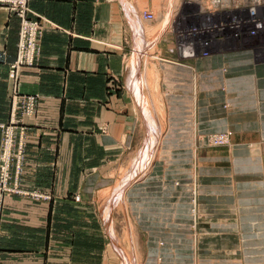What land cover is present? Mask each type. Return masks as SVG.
Listing matches in <instances>:
<instances>
[{"label": "crops", "instance_id": "crops-1", "mask_svg": "<svg viewBox=\"0 0 264 264\" xmlns=\"http://www.w3.org/2000/svg\"><path fill=\"white\" fill-rule=\"evenodd\" d=\"M29 7L44 27L41 50L15 81L21 20L0 6V124L10 122L16 91L38 96L36 114L24 119L20 188L50 199L6 196L0 264H110L99 217L117 253L124 246L141 264H264V36L244 31L240 40L214 43L233 48L206 58L179 51V36L159 38L162 138L158 160L143 164L149 66L119 0H31ZM140 37L147 49L149 37ZM226 132L229 147L207 146L208 135ZM121 171L115 196L125 189L127 240L117 236L115 209L97 210Z\"/></svg>", "mask_w": 264, "mask_h": 264}, {"label": "rangeland", "instance_id": "rangeland-1", "mask_svg": "<svg viewBox=\"0 0 264 264\" xmlns=\"http://www.w3.org/2000/svg\"><path fill=\"white\" fill-rule=\"evenodd\" d=\"M119 2L122 8L125 10L128 19H130L131 24L136 26L135 32H137V35L139 34L141 36L143 34H146L147 38L149 37V40L146 39V41H148L147 49L145 45L146 42H144L142 38L143 36L142 37L139 36L140 39L137 37L136 50H139L141 47L143 48L142 51L146 50L147 53V54L145 53L146 55L143 58V65L146 66V62H148V66H149L146 77L143 76L145 78V83H146L145 85L147 88V91H145V93H146V98L149 100V104H150L149 105V108L151 110L149 117L150 122L154 121L156 124L160 122L161 114L162 116H164V111L162 109L163 107L160 104L159 96L156 94L157 90L159 89V84H158V75L156 72L157 66L155 63L156 60L157 62L161 60L156 57L158 55L156 49V43L159 42V38H161L166 33L179 36L180 39V41H178L179 51L183 50V54L185 55L190 54L197 58L199 57L206 58L208 56H211L215 52H219V53L224 52V50L226 49V47H221V46L219 48H216L214 43L218 41H221V43L223 44H228V42L232 43V41H227V40H240V37H242V35L244 34V31L239 28H235L233 31V29L229 28L228 26H224V25L218 26L217 18L221 16H227L229 14L227 17L222 18L223 20H225L226 23V20H228V17H230V14L232 13L237 14L238 17H242L240 13L241 14L243 13L244 15L245 14L250 15L245 11V9L248 10L252 9V11L258 12L257 15H261V10L264 9V5H257L259 8L256 6H251L247 8L245 7V3H244L243 4L244 8L241 12L240 9L242 8L231 9L232 8L231 4H228L224 0H217L215 3H213L214 6L210 5V0H119ZM205 13L207 14L209 13L211 15L208 16ZM149 16L153 17L152 21H149L145 18ZM263 25L264 23L261 24V26ZM259 28L260 27H257V25L256 26L250 25V28H248L249 31L246 30L247 34L253 35L249 32H254V35L264 36L263 35L264 32L259 33V31H257L259 30ZM139 42L140 44L143 43V46H140ZM231 48H233V45L229 44L227 49H231ZM157 128L159 130V133H158V137L157 136L156 137L157 139H159L157 144L159 147L157 148V146L154 145V140L153 137L151 138V132H150L149 143H148L149 135H147L143 147L144 149H142V152L140 154V158H142L143 160L146 159V161L151 160L150 162L151 164L154 162V160L155 161L158 160L157 155L159 152L161 138H162L160 132L161 130L159 129L158 124H157ZM217 137H225L227 142H223L222 140H218L217 142L218 139ZM200 140L201 141L203 140L202 136L197 138V142H199ZM205 141L207 146L211 148L229 147V144L231 143V133L226 132V133L208 135ZM154 148H157L156 153H154ZM151 152H153V154H151ZM143 160L142 163L145 164L146 161ZM146 174L147 172L143 174V177ZM123 175L124 173L123 171H121L119 176L117 177V181L118 180L119 181L118 182L116 181L117 183V184L115 183L116 186L114 184V186H112L111 189L107 191V194L104 193L102 195L101 198L102 200L99 205V209L97 208V210L101 211L102 209L105 214V210L108 207L110 211L115 209L114 217L116 223L115 227L117 231V236L119 238H122L123 240H127L129 237L128 228L129 227L133 228V224L131 220L128 218L127 215L128 210L124 206V202L126 201V197H125L126 191H124L125 189L122 191V194L119 195L120 197L115 196L117 194L118 189H121L122 187L121 182L124 179ZM195 175L197 176V174ZM143 177L139 178L138 180L142 179ZM192 177H194V175ZM192 184L194 187L191 189L192 190L191 193L193 197L191 201L190 215H191V219L195 222L194 230L197 232V226H198L197 223L199 222L201 212H200V208H198L199 191L195 183V177L193 178ZM177 185L178 183H176V186ZM98 220L100 221L103 228L105 245L109 244L108 254L111 257L110 264H127L125 261L124 254L121 253L120 255L115 250V243L111 238L112 236L108 237L105 226L103 225V222H105L104 219L102 220L99 217ZM107 225L109 230L114 228L111 226L110 221H108ZM111 234H113L115 238L113 230ZM130 237L133 238V236L131 235ZM197 238L198 239L200 238V234L198 232L196 235V239ZM132 247L134 246L132 245ZM131 253L134 256H136L135 254H138V252L133 248ZM134 260L136 264H141L139 254L137 255V260L136 258Z\"/></svg>", "mask_w": 264, "mask_h": 264}, {"label": "built area", "instance_id": "built-area-1", "mask_svg": "<svg viewBox=\"0 0 264 264\" xmlns=\"http://www.w3.org/2000/svg\"><path fill=\"white\" fill-rule=\"evenodd\" d=\"M217 0H210V5L214 6ZM231 4L232 8L264 5V0H224ZM31 0H0V6L6 7L12 14L18 16L21 20V29L18 44V57L16 62L11 66L10 77L17 80L19 72L23 67H34L40 55L41 39L44 31L41 17L36 15L29 7ZM239 10V9H237ZM250 15L238 17L237 14H230L228 20L221 16L217 18L218 26H228L239 28L243 31H249L250 25L260 27L259 33L264 32V9L261 10V15L258 12L245 9ZM31 16L33 18H31ZM152 21L153 17H145ZM224 24H223V23ZM258 23V24H257ZM260 25V26H259ZM238 26V27H237ZM226 28V27H225ZM247 28V29H246ZM229 30V29H228ZM231 31V30H230ZM254 34L253 32H249ZM233 34V32H232ZM264 34V33H263ZM38 96H19L18 91L13 96L12 116L8 124H0L2 133V144L0 148V225L3 217V207L6 196L17 195L26 196L35 200H49L50 197L40 192H28L20 188V180L23 174L25 151H26V123L24 119L32 118L37 111ZM218 140L227 142L225 137H217Z\"/></svg>", "mask_w": 264, "mask_h": 264}, {"label": "bare ground", "instance_id": "bare-ground-1", "mask_svg": "<svg viewBox=\"0 0 264 264\" xmlns=\"http://www.w3.org/2000/svg\"><path fill=\"white\" fill-rule=\"evenodd\" d=\"M225 6V5H224ZM256 7H258V6H256ZM259 8V7H258ZM210 12V11H209ZM214 12V11H213ZM206 15H211V14H207V13H205ZM231 30V29H230ZM254 33V32H253ZM220 40V39H219ZM210 44V43H209ZM149 118V117H148ZM152 118V117H151ZM150 128H151V138L153 137V140H154V145L155 146H157V148H158V139H157V134L156 133H158V131L157 130H155V128L154 127H156L155 125H157V124H153V121H151L150 122ZM157 136V137H156ZM155 137V138H154ZM157 148H154V153H156V149ZM151 154H153V152H151ZM140 156V155H139ZM142 158H139V160H141ZM138 159L136 160V162H138L139 161ZM143 160V159H142ZM144 161V160H143ZM138 164H140V161H139V163ZM132 169L134 168V167H131ZM136 174V173H135ZM119 196V195H118ZM122 254H124V256H126V258H125V261H126V263L127 264H136L135 263V260L133 259V257L131 256V254L126 250V248L123 246V252H122Z\"/></svg>", "mask_w": 264, "mask_h": 264}]
</instances>
